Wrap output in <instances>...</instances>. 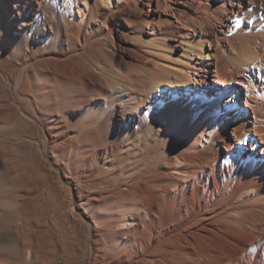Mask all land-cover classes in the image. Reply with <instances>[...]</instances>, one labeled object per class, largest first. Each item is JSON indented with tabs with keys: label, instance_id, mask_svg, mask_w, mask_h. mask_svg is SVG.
I'll use <instances>...</instances> for the list:
<instances>
[{
	"label": "bare ground",
	"instance_id": "bare-ground-1",
	"mask_svg": "<svg viewBox=\"0 0 264 264\" xmlns=\"http://www.w3.org/2000/svg\"><path fill=\"white\" fill-rule=\"evenodd\" d=\"M106 1L65 19L78 0H0V46L23 45L14 82L0 63V92L6 89L44 135L46 152L74 148L81 165L97 162L120 182L123 199L101 226L105 234L113 229L122 264H264V92L253 93L251 82L243 104L229 100L238 72L264 67V0H176L175 12L188 23H223L231 5V37L243 19L252 21L236 46L214 50L202 33L177 35L182 26L161 14L170 0L135 10L134 0H124L115 15ZM77 41L101 49L78 48ZM210 65L211 74L194 87L191 70ZM23 68L71 85L64 112L81 129L77 139L53 101L35 106L30 94L23 105ZM65 184L79 214L84 204L99 213L114 199L93 184Z\"/></svg>",
	"mask_w": 264,
	"mask_h": 264
},
{
	"label": "rangeland",
	"instance_id": "rangeland-1",
	"mask_svg": "<svg viewBox=\"0 0 264 264\" xmlns=\"http://www.w3.org/2000/svg\"><path fill=\"white\" fill-rule=\"evenodd\" d=\"M148 1L154 9L155 0H134L130 7H133L132 10L141 6L146 8ZM97 2L98 0H78L73 15L65 16V19L80 18L81 11H92L91 4ZM123 2L124 0H107L103 6L108 13L115 15L117 7L123 5ZM202 2L209 4L207 0ZM226 6L227 18L223 23L212 22V25L207 22L200 24L199 21L188 23L175 12L176 0H170L168 7L161 10V14L182 26L178 36L183 33L184 37L191 39L202 33L206 47L212 50L219 47L230 49L231 45L236 46L250 31L252 21L243 19L242 27L234 30L231 37L227 34V27L232 24L236 10H230L229 4ZM205 12V9L200 11L198 16L205 18ZM115 35L116 31L113 29V36ZM3 39H6V36L0 37V43ZM93 42L84 45L79 41L76 47L100 50V43ZM22 49L23 45L18 41L14 44L6 43L4 48L0 46V63L8 69L7 75L12 82L21 67ZM212 68L213 65H210V70L206 72L203 67L192 69L190 77L193 86L199 87L205 73L211 74ZM260 68L250 67L246 71L238 72L230 80L233 85V93L229 95L231 102L243 104L244 93L251 82L256 83L253 93L264 92V67ZM22 70L27 79V83L18 91L23 105L29 106L25 98L32 95L36 100L32 101L35 106L47 107L53 101L60 119H65L66 128H73L72 135L77 139L81 129L75 119H67L68 114L64 112L66 105L72 101L71 85L58 77L46 82L44 77L32 74L29 69ZM43 86L48 93L44 92ZM2 94H5V97H2ZM0 96V264H23L21 262L24 257L27 258L28 264H122L121 256L114 254L116 245L113 229L109 227L110 231L105 234L101 226L115 215V204L123 199L122 191L116 190L120 189V182L116 181L115 176L104 173L97 162L81 165L78 162L80 154L74 148L63 153L54 145L46 152L43 149L44 135L31 120L20 114L6 89L0 92ZM86 134L87 132L83 137L85 140L91 137ZM100 142L105 141L101 139ZM114 150L115 148L112 154L118 152L117 149ZM65 182L74 187L76 184H93L103 196H112L114 199L103 203L99 213H93L91 207L84 204L82 213L79 214L71 210ZM145 191L149 192L148 189ZM95 229L99 231L100 236L95 235ZM95 254L101 257L100 262H95Z\"/></svg>",
	"mask_w": 264,
	"mask_h": 264
}]
</instances>
